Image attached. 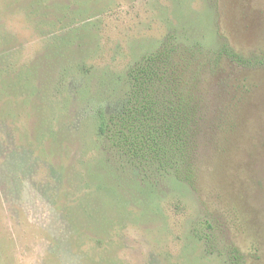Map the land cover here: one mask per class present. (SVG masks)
I'll list each match as a JSON object with an SVG mask.
<instances>
[{"label":"rangeland","instance_id":"obj_1","mask_svg":"<svg viewBox=\"0 0 264 264\" xmlns=\"http://www.w3.org/2000/svg\"><path fill=\"white\" fill-rule=\"evenodd\" d=\"M175 34L211 50L196 179L138 204L97 112ZM0 264H264V0H0Z\"/></svg>","mask_w":264,"mask_h":264},{"label":"trees","instance_id":"obj_2","mask_svg":"<svg viewBox=\"0 0 264 264\" xmlns=\"http://www.w3.org/2000/svg\"><path fill=\"white\" fill-rule=\"evenodd\" d=\"M207 52L211 50L199 43L171 35L111 80L115 106L97 112L101 164L110 183L120 187L130 202L160 198L166 187L171 190L176 182L192 185L196 179L204 116L200 70L211 62L203 60ZM225 53L248 61L223 45L214 51L212 62L217 65Z\"/></svg>","mask_w":264,"mask_h":264}]
</instances>
